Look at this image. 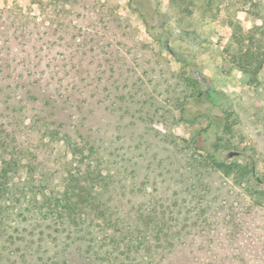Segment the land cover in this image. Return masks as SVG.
Wrapping results in <instances>:
<instances>
[{"label": "rangeland", "instance_id": "1", "mask_svg": "<svg viewBox=\"0 0 264 264\" xmlns=\"http://www.w3.org/2000/svg\"><path fill=\"white\" fill-rule=\"evenodd\" d=\"M196 1L0 0L2 39L11 38L1 53L40 76L32 102H67L61 112L102 148L108 211L137 215L158 264H264V66L253 75L225 58L238 38L264 35V0H220L213 18ZM11 70H0V123L10 110L1 100L24 96L6 87ZM50 159L73 158L56 145ZM121 224L79 239L46 223L14 231L10 221L0 264H107L101 249L114 264L148 257L139 239L126 249ZM35 245L43 258L30 262Z\"/></svg>", "mask_w": 264, "mask_h": 264}, {"label": "trees", "instance_id": "2", "mask_svg": "<svg viewBox=\"0 0 264 264\" xmlns=\"http://www.w3.org/2000/svg\"><path fill=\"white\" fill-rule=\"evenodd\" d=\"M244 1L255 6L260 3L259 0L258 4H253L252 0ZM219 2L220 0H200V6L212 13L210 17L213 18L216 16ZM189 3L194 6L197 1L190 0ZM191 12L189 9L188 13ZM4 35L5 33L0 31V70L12 68V73L17 72L12 78L15 83L7 84L6 87L11 91L21 88L24 90V96L19 99L20 102H10V97L1 100L4 108L10 110L5 117L7 119L9 115L8 122L5 119L0 123V201L3 202V205L0 204V237H13L10 234L12 230L10 232L7 226L10 221L17 224L14 225V231L26 221L32 230L46 223L47 228L52 224L57 232H67V238L79 239L93 235L95 230L100 229L99 233L106 234L105 228L122 222V227L129 230L123 231L128 235V243L126 240V245L124 243L126 249L134 243H139V239L143 244L151 246L152 252L155 251L156 254L151 255V252L148 257L144 254L123 257L120 261L133 259V264H158L160 252L155 250V242L147 238L142 240L137 215L132 221L125 222L127 216H114L108 211L110 204L108 198H105L108 197L107 193H110L107 189L109 185L105 182L108 173L102 174L97 167L104 159L102 148L91 136L85 135L83 126L74 121L73 116L61 112L59 103L67 102H49L46 99H43V102H32L43 95V90L39 92L42 80L40 76H35L36 71L27 70L33 69L31 64L16 62L15 57L1 53L2 48L11 39H8L7 35L2 39ZM254 39L252 35L248 37L250 42H245L243 36L238 38L235 44L231 43L226 48L225 58L244 72L256 75L264 66V35L259 41L255 42ZM21 136L22 141L19 140ZM56 145L69 152L73 159L63 160V163L58 164L56 160L50 159ZM83 158H86L85 164ZM251 165L254 164H249L254 181L262 182L259 175L253 176ZM125 170L120 166L118 173L122 174ZM20 173L25 175L22 182L15 178ZM96 178L101 179L103 183L101 180L99 183L95 182ZM44 232L41 231L42 234ZM109 240L117 244L115 237ZM42 246L43 244H40L38 248ZM38 248L36 245L32 247L31 254L34 255L28 258L30 262L34 261L35 255L39 259L43 256V251ZM53 253L55 255L59 251ZM98 255L96 257L105 259L107 264L115 263L107 250L101 249ZM63 262L60 261L61 264Z\"/></svg>", "mask_w": 264, "mask_h": 264}, {"label": "water", "instance_id": "3", "mask_svg": "<svg viewBox=\"0 0 264 264\" xmlns=\"http://www.w3.org/2000/svg\"><path fill=\"white\" fill-rule=\"evenodd\" d=\"M164 44H165L167 50H168L170 53H172V49L169 47L168 42H165ZM205 85H206V88L208 89V88H209V83H208V81L205 82ZM251 170H252V174H253V176L256 177L257 174H256V171H255V169H254V165H251Z\"/></svg>", "mask_w": 264, "mask_h": 264}]
</instances>
